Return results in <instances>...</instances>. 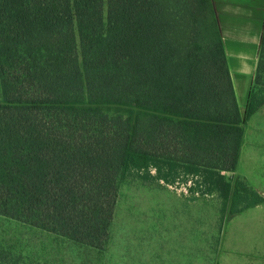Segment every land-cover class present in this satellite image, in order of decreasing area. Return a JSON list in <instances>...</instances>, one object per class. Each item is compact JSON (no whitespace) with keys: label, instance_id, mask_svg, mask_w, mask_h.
<instances>
[{"label":"trees","instance_id":"obj_1","mask_svg":"<svg viewBox=\"0 0 264 264\" xmlns=\"http://www.w3.org/2000/svg\"><path fill=\"white\" fill-rule=\"evenodd\" d=\"M263 91L264 26L241 112L211 0H0V216L100 250L132 175L261 204L226 175Z\"/></svg>","mask_w":264,"mask_h":264},{"label":"rangeland","instance_id":"obj_2","mask_svg":"<svg viewBox=\"0 0 264 264\" xmlns=\"http://www.w3.org/2000/svg\"><path fill=\"white\" fill-rule=\"evenodd\" d=\"M191 185L127 177L100 250L0 216V264H216L221 203L215 196L190 201Z\"/></svg>","mask_w":264,"mask_h":264},{"label":"crops","instance_id":"obj_3","mask_svg":"<svg viewBox=\"0 0 264 264\" xmlns=\"http://www.w3.org/2000/svg\"><path fill=\"white\" fill-rule=\"evenodd\" d=\"M235 99L242 112L257 66L264 0H211ZM242 109V110H241ZM264 199V104L248 119L234 174ZM216 264H264V202L221 219Z\"/></svg>","mask_w":264,"mask_h":264}]
</instances>
